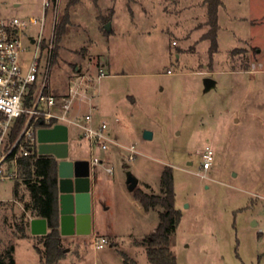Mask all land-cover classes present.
I'll use <instances>...</instances> for the list:
<instances>
[{
  "label": "rangeland",
  "instance_id": "rangeland-1",
  "mask_svg": "<svg viewBox=\"0 0 264 264\" xmlns=\"http://www.w3.org/2000/svg\"><path fill=\"white\" fill-rule=\"evenodd\" d=\"M222 1L215 53L206 0H59L47 11L43 44L55 34L51 57L42 53L50 93L77 90L85 112L93 106L95 124H109L120 145L94 150L114 175L94 168V231L61 235L59 264H152L146 240L162 209L146 212L128 180L158 195L167 167L182 218L171 236L177 264H264V0ZM43 2L0 0V20L41 18ZM37 33L34 26L27 35ZM22 43L29 60L35 47L26 37ZM207 78L217 85L206 92ZM71 134L73 157L90 160L88 142ZM132 146L138 154L129 161ZM208 146L214 161L204 172ZM0 199L2 251L14 245L16 264H42L41 236L17 232L30 203L22 177L0 185ZM93 234L110 244L96 250Z\"/></svg>",
  "mask_w": 264,
  "mask_h": 264
},
{
  "label": "built area",
  "instance_id": "built-area-1",
  "mask_svg": "<svg viewBox=\"0 0 264 264\" xmlns=\"http://www.w3.org/2000/svg\"><path fill=\"white\" fill-rule=\"evenodd\" d=\"M59 0H44V15L41 18L0 20V185L21 177L20 162L22 159L38 151L37 132L40 129H50L56 125H65L75 129L86 140L92 151L90 162L91 174L94 168L102 165V159L95 156L94 150L107 151L110 144L120 146L112 139L111 126L106 122L95 124L94 107L85 112V99L79 92L70 89L63 96L50 93L48 89V68L42 66L43 39L47 11ZM57 25L54 15L53 27ZM34 26L39 27V33L29 37L27 32ZM55 35V34H54ZM53 35L48 48L51 57L54 45ZM28 38L35 50L29 60L24 57L26 47L22 38ZM31 39L34 43H31ZM105 73L100 70V78ZM23 120V126L15 135V129ZM129 151V161L135 160L134 146L125 147ZM203 153L202 170L209 171L213 166L214 150L205 148ZM39 153V152H38ZM109 175H114L113 167L107 169ZM3 201L0 199V204ZM110 244L104 236L95 235L93 246L102 250Z\"/></svg>",
  "mask_w": 264,
  "mask_h": 264
},
{
  "label": "trees",
  "instance_id": "trees-1",
  "mask_svg": "<svg viewBox=\"0 0 264 264\" xmlns=\"http://www.w3.org/2000/svg\"><path fill=\"white\" fill-rule=\"evenodd\" d=\"M209 31L206 34L210 40V51L215 53L218 46L219 34V9L222 0H206ZM64 29L59 27V40ZM58 39V38H57ZM48 44H43V50ZM23 120H20L15 135L20 132ZM20 173L24 185L30 195V203L25 205L24 213L20 217L21 225L17 226L19 239L28 238L30 235V221L32 218H44L48 222V234L41 236L44 250H39L42 264H59L64 258L62 236L60 234L59 222V190H58V161L51 155H40L35 152L20 162ZM161 192L158 195L148 194L142 189L133 192L135 199L140 202L146 212L159 211L160 222L154 232L149 234L146 247L149 260L152 264H177V260L171 252V236L179 226L182 218L177 208L176 191L173 177V169L165 168L160 179ZM18 186L14 191L17 197ZM2 205V203L0 204ZM30 213L29 219L27 215ZM15 246L9 245L3 251L0 243V264H16L14 257Z\"/></svg>",
  "mask_w": 264,
  "mask_h": 264
},
{
  "label": "water",
  "instance_id": "water-1",
  "mask_svg": "<svg viewBox=\"0 0 264 264\" xmlns=\"http://www.w3.org/2000/svg\"><path fill=\"white\" fill-rule=\"evenodd\" d=\"M111 31V25L105 28ZM31 43L34 40L31 39ZM205 81L206 92L215 88L217 82L211 78ZM153 134L145 132V138L151 140ZM40 155L54 156L58 161L59 222L62 236H89L93 233V196L92 174L88 160H72L69 153V129L65 125H56L37 132ZM131 193L139 188V181L134 176L128 180ZM48 222L44 218L30 221L32 236H46Z\"/></svg>",
  "mask_w": 264,
  "mask_h": 264
},
{
  "label": "crops",
  "instance_id": "crops-1",
  "mask_svg": "<svg viewBox=\"0 0 264 264\" xmlns=\"http://www.w3.org/2000/svg\"><path fill=\"white\" fill-rule=\"evenodd\" d=\"M223 1H222V7H223ZM222 7L220 8V10L222 9ZM220 12V11H219ZM221 13V12H220ZM55 95V94H54ZM57 96H60V95H57ZM95 119V118H94ZM69 129V128H68ZM71 130L72 129H69V153H70V159H72V160H87V159H85V158H77V157H73V155H72V144H73V142L75 141V137L71 134ZM38 152H39V143H38ZM102 162H103V164L101 165V168L102 169H104V170H106V172H107V169L109 168V166H106L105 164H104V161H103V159H102ZM92 177H93V174H92ZM96 193H97V187H96V185H95V183H94V181H93V179H92V196H93V223H94V217H95V215H96V211H95V209H97V207H98V198H97V196H96ZM33 219V218H32ZM93 223H92V225H93ZM93 229H94V225H93ZM94 231V230H93ZM30 235H31V232H30ZM96 235V234H95ZM94 234H93V236H95ZM32 236V235H31Z\"/></svg>",
  "mask_w": 264,
  "mask_h": 264
}]
</instances>
